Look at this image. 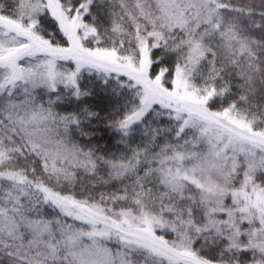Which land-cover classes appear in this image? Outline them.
Segmentation results:
<instances>
[{
	"label": "snow or ice",
	"instance_id": "obj_1",
	"mask_svg": "<svg viewBox=\"0 0 264 264\" xmlns=\"http://www.w3.org/2000/svg\"><path fill=\"white\" fill-rule=\"evenodd\" d=\"M0 264H264V0H0Z\"/></svg>",
	"mask_w": 264,
	"mask_h": 264
}]
</instances>
